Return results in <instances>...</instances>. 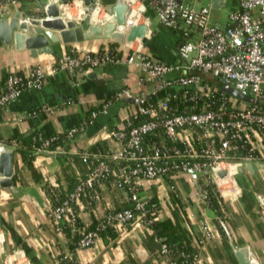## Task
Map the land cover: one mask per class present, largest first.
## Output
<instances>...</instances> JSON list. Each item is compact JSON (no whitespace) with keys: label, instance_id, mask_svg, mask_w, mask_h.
I'll return each mask as SVG.
<instances>
[{"label":"built area","instance_id":"1","mask_svg":"<svg viewBox=\"0 0 264 264\" xmlns=\"http://www.w3.org/2000/svg\"><path fill=\"white\" fill-rule=\"evenodd\" d=\"M123 1L131 13L118 30L128 33L138 23L150 28L152 18L147 12L151 9L161 24L176 32L181 45L173 62L155 59L128 42L125 52L118 49L121 55L112 47L89 51L72 46L58 59L53 71L67 72L73 81L94 68L119 65L125 59L139 71L138 86L152 84L139 92L126 87L116 94L118 99L131 98L135 106L124 116L123 125L111 132L113 139L122 142L121 148L108 155L82 152L84 162L93 159L87 175L79 178L64 195L51 187L56 202L47 217L58 231L63 232L67 227L73 230L77 251L94 248L102 233L110 228L121 231L135 224L150 227L159 220L166 202L143 199L139 187L142 180L170 179L184 174L194 188L198 203L206 210L212 206L209 186L214 187L226 204L240 195L233 177L237 168L248 163H264V0H232L237 5L231 9L226 23L212 19L214 0L200 7L190 0ZM77 3L83 6V15L91 14L93 23L114 20L101 0H92L90 6H85L84 0H70L68 6ZM16 5L18 0H0V19L7 18L10 7ZM45 77L41 65L26 73L9 74L0 90V110L7 109L24 91L41 90ZM218 79L260 102L241 100L224 92ZM204 99L219 105L199 106ZM54 111V107L43 105L26 116ZM101 111H105V106L91 111L89 117L62 133L69 139L83 133ZM158 129L163 130L162 143L154 138ZM60 134L33 136L36 152H65L61 146L51 149ZM230 167H234L232 173ZM222 170L226 174L220 175ZM111 177L116 178L131 205L107 210L93 226L83 227V212L101 200L99 186ZM171 189L175 191L173 186ZM216 216L229 234L226 212ZM201 227L202 236L180 248L167 242L166 237L155 236L161 256L158 264H202L200 249L214 235L208 222L203 220ZM3 242L0 229V248ZM24 256L22 250H15L14 256L8 254L2 264H27ZM74 261L71 252L58 255L55 264H74Z\"/></svg>","mask_w":264,"mask_h":264},{"label":"crops","instance_id":"2","mask_svg":"<svg viewBox=\"0 0 264 264\" xmlns=\"http://www.w3.org/2000/svg\"><path fill=\"white\" fill-rule=\"evenodd\" d=\"M105 6L115 4L117 0H101ZM194 5L207 6L212 0H190ZM232 1V0H231ZM229 0H221L213 11H220ZM232 8L237 4L232 1ZM234 5V6H233ZM17 9L29 16L42 15L43 10L36 0H18V5L11 6L7 18ZM66 17L80 20L83 6L80 3L65 6ZM216 14V13H215ZM98 14L95 18L97 19ZM148 35L142 40H135L132 47H141L142 51L153 58L173 62L176 60L179 39L176 32L161 24L154 13ZM115 42L106 38H93L82 42L51 44L52 53L32 54L31 50H17L14 44L6 45L0 41V90L11 73H26L34 66L41 65L46 77L44 86L38 91H24L17 100L5 110H0V142L5 145L15 137L53 134L67 131L82 119L90 116L91 111L98 110L114 91L130 87L135 92L151 87V83L137 85L138 69L126 62L119 65L105 64L94 68L73 81L67 72L56 71L58 59L76 46L82 50L98 51L111 47ZM117 49H128L127 44L118 43ZM127 71L125 84L114 90L116 72ZM94 72L92 77L89 75ZM172 75H178L173 73ZM49 105L55 108L53 113H40L26 116L35 108ZM105 111L93 119L83 133L68 138L61 146L65 152H41L35 157L39 169L36 176L31 170L21 165V158L16 162V187L26 188L20 197L14 196L10 188L0 187V229L3 231V246L0 248V264L8 254L14 256L15 250L24 252L23 260L27 264H55L60 254L73 253L74 264H158L161 261L159 244L153 237V230L147 225H127L118 236L101 235L92 249L75 250L73 236L65 230L60 232L48 219V210L55 205V198L50 190L52 185L64 195L72 190L79 178L87 175L89 165L84 162L82 152L108 155L120 149L122 142L113 139L111 132L123 125L124 116L134 109L133 102L126 98H113L104 105ZM103 108V107H102ZM101 109V108H100ZM262 164V163H261ZM257 164L254 172L247 168L237 171L234 180L240 195L226 202V220L229 234L220 225L216 213L211 207L202 209L198 203L194 188L189 178L180 174L174 178L142 180L140 193L143 199L165 201L160 220L176 218L185 229L190 231V240L202 236L201 222H208L213 239L201 247L202 264H241L236 250L249 246L253 250L258 264H264V166ZM175 188V191L171 189ZM101 200L83 212V227L90 228L103 217L107 210H119L128 207L123 192L116 178L112 177L99 186Z\"/></svg>","mask_w":264,"mask_h":264},{"label":"water","instance_id":"3","mask_svg":"<svg viewBox=\"0 0 264 264\" xmlns=\"http://www.w3.org/2000/svg\"><path fill=\"white\" fill-rule=\"evenodd\" d=\"M43 10L42 15L29 16L26 12L17 9L10 18L0 19V41L3 44H14L17 50H31L32 54L43 52L52 53L54 48L51 44L62 42L64 44L82 42L93 38H106L115 42L125 44L132 43L137 39H144L149 33V26L145 23H138L131 27L128 33L121 32L119 25L126 23L127 16L131 13V8L123 0H117L115 4L106 6V11L114 15V20L105 24H96L91 20V14L86 13L80 20L64 18L67 13L63 8L68 6L70 0H60L59 2L49 0H36ZM92 0H84L85 6H90ZM221 0H214L217 7ZM236 24V23H235ZM181 45V43H179ZM91 77L94 72L89 74ZM116 82L112 86L114 90L122 88L127 77L126 70L117 71ZM221 89L241 100L249 102H260L251 96L244 95L241 91L229 83L222 82ZM133 101L131 98H126ZM3 150L0 152V187L10 188L14 196L20 197L26 188L14 185L15 172V146L5 145L0 142ZM256 163H248L239 166L237 171L242 172L247 168L254 172ZM264 166V163L261 164ZM226 174L225 170L220 171V175ZM236 255L241 264H258L255 254L251 247L246 246L236 250Z\"/></svg>","mask_w":264,"mask_h":264},{"label":"trees","instance_id":"4","mask_svg":"<svg viewBox=\"0 0 264 264\" xmlns=\"http://www.w3.org/2000/svg\"><path fill=\"white\" fill-rule=\"evenodd\" d=\"M147 15L149 17L153 18L154 17L153 10H151V9L148 10ZM117 46H118V44L116 42L111 43V47L115 49L114 52H116L118 55H121V53L118 52V49L116 48ZM116 94H117V91H114L109 99L112 100L113 98H115ZM108 100L105 103H102L99 106V108H95V109L102 108L108 102ZM173 105H176L175 100H174ZM201 105H204L205 107L208 108L211 105H213V106L219 105V102L209 104L204 99L203 102H201L199 106H201ZM194 108L198 109L197 107H194ZM35 135H33V136H35ZM33 136L27 135V136L15 137V138L10 139L7 143L12 144V145L13 144L16 145V152H17L16 153V162L18 163V159L21 158V165L27 166L31 170L34 177L36 178V176H38L36 174L38 172L37 169H39V167H38V165H36V162H35V157L38 153L36 152V148H35L36 147L35 145H37V143H35L33 141ZM154 138L156 139V141L158 143L164 142L165 139L163 136V130L158 129L154 133ZM67 139L68 138H66V135L61 133L60 138L54 144L51 145V149L57 148V146H62L64 141H66ZM14 181L17 182L16 178ZM208 188L210 189V192H211V202H212L211 208H212V210H214L216 215L224 214L226 211V208H225L226 205L224 204L222 197L214 189L213 186H209ZM130 205L131 204H129L128 207ZM150 228H152V230H153V237H155V236L166 237L167 242L175 244L179 248L183 244L188 243L190 241V231L185 229L182 225V222H180L176 218L174 219V218L169 217V218H165L163 220H160V219L156 220L153 222V224H151ZM65 232H67L68 235L73 236V230L70 227H67L65 229ZM102 234H103V236H110L112 238H115L118 236V233L112 228L108 229L107 231L103 232ZM76 239H77V237L73 238L74 243L76 242Z\"/></svg>","mask_w":264,"mask_h":264},{"label":"rangeland","instance_id":"5","mask_svg":"<svg viewBox=\"0 0 264 264\" xmlns=\"http://www.w3.org/2000/svg\"><path fill=\"white\" fill-rule=\"evenodd\" d=\"M230 4H225L220 11H214L212 13V19L221 23H226L228 21V15L232 9V1L229 0ZM234 6V5H233ZM216 13V14H215ZM216 82V81H215Z\"/></svg>","mask_w":264,"mask_h":264},{"label":"bare ground","instance_id":"6","mask_svg":"<svg viewBox=\"0 0 264 264\" xmlns=\"http://www.w3.org/2000/svg\"><path fill=\"white\" fill-rule=\"evenodd\" d=\"M135 11H137V7L135 6ZM234 171V167H230L229 172L232 173Z\"/></svg>","mask_w":264,"mask_h":264}]
</instances>
